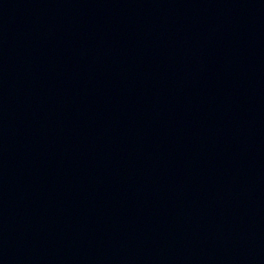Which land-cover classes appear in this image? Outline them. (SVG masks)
Wrapping results in <instances>:
<instances>
[{
	"label": "water",
	"instance_id": "1",
	"mask_svg": "<svg viewBox=\"0 0 264 264\" xmlns=\"http://www.w3.org/2000/svg\"><path fill=\"white\" fill-rule=\"evenodd\" d=\"M0 264H264V0H0Z\"/></svg>",
	"mask_w": 264,
	"mask_h": 264
}]
</instances>
